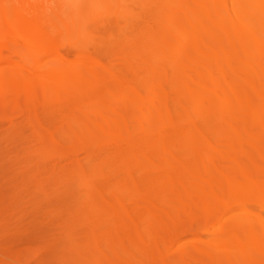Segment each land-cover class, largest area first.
Instances as JSON below:
<instances>
[{
	"label": "bare ground",
	"instance_id": "6f19581e",
	"mask_svg": "<svg viewBox=\"0 0 264 264\" xmlns=\"http://www.w3.org/2000/svg\"><path fill=\"white\" fill-rule=\"evenodd\" d=\"M0 104L77 258L264 264V0H0Z\"/></svg>",
	"mask_w": 264,
	"mask_h": 264
},
{
	"label": "rangeland",
	"instance_id": "374dc122",
	"mask_svg": "<svg viewBox=\"0 0 264 264\" xmlns=\"http://www.w3.org/2000/svg\"><path fill=\"white\" fill-rule=\"evenodd\" d=\"M97 5L104 4L99 1L97 4L91 5L90 2L87 1L85 7L83 8L84 14L101 11L98 10V8L92 10L94 7H97ZM91 47L95 48L100 56L111 59V57L109 56V49H107L104 45H91ZM48 112L49 119L53 123H56L57 114H55L53 110H49ZM30 133L31 131L28 129L25 122L21 121L19 110H16L14 106H3L2 104H0V193L2 194H0V201L2 202H0V204H2V206L0 205V264H91L95 259L93 260L91 257H86L88 261L87 262L85 256L83 258V256L77 255L80 258L82 257L83 259H85L84 263L82 262L83 259L81 261L78 259L79 257L77 258L74 254L71 253L76 252V254H79V252H77L76 250L77 248L71 245V229H68L70 232L69 233L67 230L69 226H66V224L69 225V223H67L65 219L66 217L67 220L69 218H72L73 212L71 214L70 210H73V207L71 205L75 203L74 194L76 195L80 193L82 189L79 187L71 188V192L74 193L73 195L69 193L62 196L52 194H49L50 196H44L41 193V195L39 194L40 190H38L37 186H34L35 184H29V179L28 182L25 181L27 180V178H24L23 175H25L26 173L24 174L25 171H22L21 168L25 165L24 169H22L26 170L25 168L28 166V164L35 161L32 160L31 162L28 160L30 163H25V160L23 161L22 159L26 153H30L28 149H32L31 147H33L34 143H36L35 138H33L31 135L32 133ZM25 140L28 141L26 142L28 143V147L25 146ZM32 144L33 146H31ZM21 146H24L25 149H22V151L19 150V153L16 152L17 150L15 149H20L22 148ZM50 148L52 150L55 149L52 147ZM20 153L22 156L20 155ZM18 154L20 156L19 158H17V160H15V158L18 157ZM30 155L27 154V157ZM8 158L10 160H8ZM12 158L13 160H11ZM19 160L20 162H22V164H19ZM36 161H38V163L40 162V160L38 159ZM17 165H19V167L21 168H18ZM18 177H20V179H18ZM25 177H27V175H25ZM10 179H13V181L11 182ZM14 180H16L17 182ZM24 182L27 184L24 185ZM18 188H22L23 190H19ZM16 191H18L19 193H16ZM21 191H26L27 196L31 195L32 193H34V195L33 197H31L32 195L29 196L30 198L27 196L25 197V193H22ZM20 192L22 195L20 194ZM29 192H31V194ZM15 196H17L16 199L18 198L17 201L14 199ZM76 202H78V200H76ZM68 206L70 207L68 208ZM66 207L69 210L67 212H64L66 211L64 210L66 209ZM59 208H61L62 210L59 211ZM56 210L58 211V213L56 212ZM210 210L211 209L206 210L204 208H201L194 218V221L192 223L193 227H200L203 223L201 222L200 224L199 222V226L198 222L195 221L201 214H206ZM60 212L62 213L59 214ZM63 220L65 224L63 223ZM62 225H65L63 229L61 228ZM65 227L67 230L66 232L64 230ZM193 227L189 232V237H183L182 239L177 240L174 243L173 249L178 248V246H180L185 240L197 238L198 235L194 234V230L196 229H194L195 227ZM63 233L65 235H63L64 240L62 239V244V242L58 241V239H60V236ZM66 233L69 234L66 235ZM206 234L207 233L205 232V234L202 235L204 236ZM208 236L210 235L207 234V236L205 237ZM211 236L213 238H219L217 232L211 233ZM225 237L226 236H223V238ZM65 238H67V241L69 242H67ZM65 242H67V244ZM224 242L225 241H223V243ZM68 243L69 246H72L71 249H68ZM73 247L75 248L74 250H72ZM216 254L217 258L221 257L218 255V252ZM254 257H256L255 253L248 255V258L250 260ZM96 262L97 261H95L94 263ZM182 264H188V260L183 262Z\"/></svg>",
	"mask_w": 264,
	"mask_h": 264
}]
</instances>
